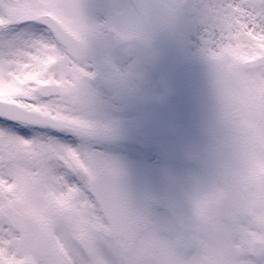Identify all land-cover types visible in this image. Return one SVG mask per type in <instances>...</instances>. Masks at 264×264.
Wrapping results in <instances>:
<instances>
[{
	"label": "flooded vegetation",
	"instance_id": "af4514ba",
	"mask_svg": "<svg viewBox=\"0 0 264 264\" xmlns=\"http://www.w3.org/2000/svg\"><path fill=\"white\" fill-rule=\"evenodd\" d=\"M261 29L264 25L258 29L234 26L218 35L213 44L218 51L214 65L196 68L189 91H170L156 61L152 63L158 73L155 76H121V67H99L98 92L92 84L86 90L69 79V96L63 99L97 121L78 123L76 116L72 118L65 129L77 134L81 144L69 146V165L55 161L56 156L49 158L50 170L66 168L81 174L83 188L70 185L80 190L70 191L71 202L77 207L81 204V209L93 207L95 212L90 180L100 171L128 177L133 191L132 216H140L146 226L133 224L123 235L108 233L122 246L134 234L138 240L139 229H152L140 238L151 245L150 251L144 258L137 253L134 264H264V200L232 187L229 198L203 216L196 213L197 202L218 185V171L228 172L227 157L210 146L221 137L233 112L248 118L264 116V78L251 75L254 65L246 62L253 50L264 53ZM154 55L139 59L153 61ZM160 78L161 85L155 86ZM88 128L94 134L102 130L89 142L90 149L101 157L87 147L92 136L84 135L83 130ZM8 146L1 144L3 151ZM0 167L6 170L9 162ZM67 198L66 203L45 204L35 226L28 222L32 238L46 232L54 244H60L58 258L27 251L37 264H69V227L80 222L69 218ZM1 204L0 216H4L9 206ZM98 217L104 227V219ZM40 220L47 223L42 225ZM83 232L78 229L75 233L80 236ZM91 236L96 241L101 234ZM23 245L27 250V242Z\"/></svg>",
	"mask_w": 264,
	"mask_h": 264
},
{
	"label": "rangeland",
	"instance_id": "374dc122",
	"mask_svg": "<svg viewBox=\"0 0 264 264\" xmlns=\"http://www.w3.org/2000/svg\"><path fill=\"white\" fill-rule=\"evenodd\" d=\"M245 1L206 0L194 15L184 18L181 15L182 0H0V94L24 107L51 114L65 123H69L75 116L78 123L97 121L91 114L89 116L86 110L73 109L64 99L53 98L47 105L42 104L38 99V86L41 81L51 80L53 77L60 83L67 81L69 84V69H71L77 72L76 75L86 87L92 84L93 90L98 92L100 77H94V79L88 76L93 73L90 61L98 53L108 57L110 60H107L108 63L121 67L119 72L121 76L130 69L135 75L137 71H140L139 59L121 63L126 60L123 50L115 43L111 48L108 41L111 38H115L117 43L132 42L140 55L149 57L150 54H154L150 50L158 48L155 43H159L157 42L159 40L164 41L166 49L164 45L162 54L159 52L158 57L154 55V60L148 62L145 67L149 70V75L155 76L151 64L158 61L162 66V73L159 75L166 77V85L169 86L170 91L183 92L184 89L189 91L192 85L190 77L193 76L194 79L195 69L204 67V62L214 64L212 60H215L218 51L213 44H217L215 38L228 29L227 25L261 28L262 18H264V0ZM151 3L160 5L165 10L166 15L162 25L153 26L151 19L149 23L144 6ZM134 5H136L134 15L137 19L125 20L115 26H106L107 29L99 27L111 22L119 11ZM77 9L79 16L75 14ZM43 11L55 15L63 27L76 35L89 49L92 57L85 62H75L63 47L57 46L54 38H52L51 46L42 45L38 42L39 34L17 31L18 25L27 23L23 21L24 17ZM233 11L242 13L244 20L234 22ZM189 31L198 35V45L187 39ZM101 45H104L105 50L98 49ZM200 60L202 63H197ZM52 61H56L59 70L62 71L59 74V70H55L56 76H52L53 73H51ZM123 67L125 71H122ZM85 77L91 81L87 79L88 82H86ZM154 82L155 86L161 85V78ZM27 95H32L35 99L32 101L24 99ZM4 143H8L11 147L15 159L10 165L13 177L11 182H8L7 178L0 180V204L3 202L18 210L35 226L36 216L44 210L41 204L43 198L58 199L60 203L67 202V197L72 195L66 176L63 177L64 171L50 170L51 163H49L51 162L49 158L56 156L55 161H65L69 165V146L61 145L51 139H24L0 133L1 164L4 160L1 144ZM38 146L39 149L41 147L38 151L39 155L34 154ZM51 149L53 153L50 152ZM38 157L42 159L41 162L36 161ZM0 171H3L2 167ZM142 192L146 193V191ZM78 206H74L69 200V217L83 212L80 208L82 205ZM99 222L95 220V216L93 219L85 218L80 221L84 230L94 233L100 227ZM39 223L44 225L47 220H40ZM69 230L71 233V228ZM158 232L161 231L158 230ZM70 233L69 239L72 242L69 241L68 245L69 264H122L121 251L112 241L105 238L97 240L92 257L77 261L81 251L77 242L74 241L73 234ZM23 255L22 244L17 234L11 241H5L4 245L0 246V259L13 261Z\"/></svg>",
	"mask_w": 264,
	"mask_h": 264
},
{
	"label": "snow or ice",
	"instance_id": "6c2138e0",
	"mask_svg": "<svg viewBox=\"0 0 264 264\" xmlns=\"http://www.w3.org/2000/svg\"><path fill=\"white\" fill-rule=\"evenodd\" d=\"M146 14L153 22V26L158 24L166 15V12L160 5L157 4H146L145 6ZM136 10V5L124 10L119 11L115 18L104 25H100V28L107 29L106 26L119 25L125 20H135L137 19L134 15ZM67 11V10H66ZM79 16V10L76 13ZM138 23L140 21H137ZM54 24L52 21L38 20L31 21L28 23H23L18 25L17 31H27L38 35V42L40 44H47L51 46L52 38L55 33L53 31ZM255 30V29H254ZM264 32V29H261ZM259 34V33H258ZM44 37V39H40ZM187 39L195 42L198 45L199 37L194 32L189 31L187 34ZM59 46V42H57ZM262 57L264 53L253 50L252 55L246 57V62L254 65L250 70V74L254 76H259L264 78V62H262ZM261 91L264 92V85H261ZM59 93L52 91L50 89H44L43 94L38 98L42 104L47 105L48 101L53 97L58 96ZM99 133H95L92 128L84 129V135H91L92 138L87 141L88 149L95 153L98 157H101L97 152L90 149L89 142L96 138ZM0 133H5L10 137L19 138H35L39 140H53L59 142L61 145L75 147L81 144V139L77 134H74L71 130H61V127L56 125L54 122L46 121L39 113H28L20 111L17 109H5L0 106ZM65 172L66 179L69 185H76L83 188V180L81 179V174L74 173L71 170L63 168ZM7 178L8 182H11V168H7L4 171H0V180ZM17 233V221L12 216H0V246H3L5 241H11ZM0 264H5L3 260H0Z\"/></svg>",
	"mask_w": 264,
	"mask_h": 264
},
{
	"label": "clouds",
	"instance_id": "9594fccd",
	"mask_svg": "<svg viewBox=\"0 0 264 264\" xmlns=\"http://www.w3.org/2000/svg\"><path fill=\"white\" fill-rule=\"evenodd\" d=\"M210 148L227 157L228 172L218 171V185L197 202L198 217L229 198L232 187L264 200V116L248 118L234 111Z\"/></svg>",
	"mask_w": 264,
	"mask_h": 264
},
{
	"label": "water",
	"instance_id": "95a60500",
	"mask_svg": "<svg viewBox=\"0 0 264 264\" xmlns=\"http://www.w3.org/2000/svg\"><path fill=\"white\" fill-rule=\"evenodd\" d=\"M202 0H186L185 1V8L188 12L193 11L194 6L199 3ZM30 20H47V21H52L54 24V28L53 31L55 33V37L62 42L63 44L69 46H74L77 47L75 43L72 42V38L71 36H69V34L67 32H65L57 23L56 21L49 15L47 14H42V15H38L35 17H32ZM74 41V40H73ZM51 86L45 87V89H50ZM12 109H17L19 110V108H17L16 106H11ZM21 111V109H20ZM25 112V111H24ZM29 113V112H28ZM46 121L49 122H53L52 119L49 118H45L43 117ZM95 196L97 197L98 203L100 204L102 211L104 212V214L106 215L108 222L110 224V227L113 231H118V226L120 223V217L123 216L124 212L127 210L126 208H124L123 206L125 205V202L123 201H118L117 205H114L113 203L109 204L107 203V201L104 200V198H102L104 195H113V196H117V197H129L131 195V191H125L123 189V191H93ZM116 206H120L115 208ZM128 211V210H127ZM9 216H12L15 218V220L17 221V228L20 230L22 228L23 225V220L19 217H17L15 214L11 213ZM81 244L83 245V247H85V249L87 251H90L91 249V243L90 241H88L86 238H84V240L81 241ZM5 264H9V263H5Z\"/></svg>",
	"mask_w": 264,
	"mask_h": 264
}]
</instances>
